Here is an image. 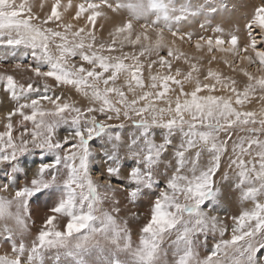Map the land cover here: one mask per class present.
<instances>
[{
	"label": "snow or ice",
	"instance_id": "obj_1",
	"mask_svg": "<svg viewBox=\"0 0 264 264\" xmlns=\"http://www.w3.org/2000/svg\"><path fill=\"white\" fill-rule=\"evenodd\" d=\"M39 8L0 0V47H22L13 66L31 73L22 81L0 71L14 102L0 130V192L15 187L11 198L0 195V219L15 222L3 225L0 239L11 254H0V264H46L53 250V264H168L169 250L172 264H264V107L245 110L254 98L264 102V3L244 25L243 45L217 27L218 35L196 34V56L177 42L192 44L194 34L182 26L215 13L211 4L54 0L49 11ZM70 8L83 26L64 18ZM105 9L130 14L109 33L110 43L95 32ZM125 45L139 52H124ZM214 51L231 54L224 63L232 75L210 66L219 63ZM240 74L242 90L234 78ZM73 91L87 103L73 99ZM27 157L40 158L34 171ZM230 171L252 206L221 218L212 214L221 210L216 177L228 180ZM119 193L133 205L147 199V213L125 208L122 217ZM40 196L54 204L25 243L29 201ZM130 219L141 222L135 245ZM199 247L207 249L203 258Z\"/></svg>",
	"mask_w": 264,
	"mask_h": 264
},
{
	"label": "rangeland",
	"instance_id": "obj_2",
	"mask_svg": "<svg viewBox=\"0 0 264 264\" xmlns=\"http://www.w3.org/2000/svg\"><path fill=\"white\" fill-rule=\"evenodd\" d=\"M64 0H61V2H63ZM182 0H180L181 3ZM198 4H203L205 6L211 4L214 5L216 7V12L215 13H210L208 15H201L196 17L195 19H193L192 21L190 20L187 24L188 25H183L184 28H186L187 31L192 32L194 34L193 37V42L192 44H183L180 45L179 41L177 42V45L181 47V50L184 52H187L189 54V56H196V55H200L201 53H198L197 50L194 48V41L196 38V34H200V35H218L219 33L215 32V29L217 27H220L223 29V36L224 38L227 40L230 38L231 34H236L239 37V43L241 45H243V43L246 41L247 39V30L245 29L244 25L246 24L248 18L254 13V10L257 6H259L261 3H264V0H197ZM259 1V2H258ZM17 2H19V0H17ZM30 4L33 5V10L39 12L40 8L37 5L38 3H41V0H29ZM51 2L53 3L54 0ZM80 2H84V0H76V3H80ZM95 2H99V0H95ZM183 2V1H182ZM44 11H49L48 8V4H44ZM61 11H63L61 9ZM105 11L107 12V14H113V15H117V24L118 26L126 21L127 19L130 18V14L128 13V11L126 10H121L119 13H113L111 11H108L105 9ZM222 13V15L224 17H221L219 15V13ZM67 15H66V14ZM64 13V18L68 19V20H72L73 16H74V11H70L68 10L67 12ZM71 15V16H70ZM228 17V18H227ZM119 20V21H118ZM73 23H79L80 26L84 25V18L82 17L80 19V21H75L72 20ZM138 23H143V21H139L136 22L134 21V25L138 24ZM205 25V28H201V25ZM182 26V27H183ZM108 31H113V30H108ZM103 32L101 31L96 23V35L98 37L99 40H102L106 43H110L112 37L109 36L110 32ZM106 35V36H103ZM166 36H168V38L170 37V34L166 32ZM227 46V45H226ZM118 47V45H117ZM124 52H139V47L137 46L136 48H133L132 46L129 45H125L123 48ZM24 49L21 47L19 49H14V48H8V47H0V58L3 57H7L8 58V62L5 63L2 59L0 60V65H2V68H14V63L15 61L12 59L13 55L19 57L23 54ZM114 54H119V53H114ZM161 54H164V51L161 52ZM205 56V60L202 62L205 65H207V57H208V53L206 54V52L202 53ZM225 53H221L218 51H214L212 53V55H215L218 58L219 63L217 62H212V64L210 65L212 66H216V64L218 65L219 69L221 71H224L225 74H229L232 75V73L229 71L228 66L224 63V60L227 59L229 61L232 60V56L231 54H225ZM225 56V57H224ZM11 57V58H10ZM223 57V59H221ZM155 56L150 57L149 59H154ZM141 60H145V57H141ZM28 60H25V63H28ZM174 63H182V62H174ZM224 68L221 69V68ZM258 66H249V71H251L253 74L259 75L261 73H257L256 68ZM145 68H147V64L145 61ZM0 71H5L3 69H0ZM8 74H12L14 76H16L17 79L20 80H26L28 76L31 75V73L25 69H23L22 73H18L16 71H11V72H7ZM21 74V75H19ZM145 75H147V70H145ZM234 78L237 80L238 82V87L241 88L242 90V86L243 83L246 82V77H244L242 74L240 75H236L234 76ZM52 82L51 79H49L48 82ZM51 84V83H50ZM77 102L81 103V104H85L84 102H80V100ZM14 106V102L11 101L9 94H7L4 90H3V86L0 85V112L2 110L5 109H11ZM261 107H264V102H259L258 101V97L254 98L252 103L247 105V108L245 110H259ZM0 130L3 129V124L2 121H0ZM60 134L63 135V129L60 130ZM122 139L124 141H127L129 138L127 136H123L122 135ZM158 142H159V138ZM93 147H98V145H93ZM170 159V157L168 158ZM39 161L40 158L39 157H27V166L31 165L34 161ZM39 162H37L36 164H38ZM36 165H34L33 167H30V169H32L33 171L35 170ZM163 168V164L161 165V169ZM32 173V172H31ZM28 173L27 178H25L23 175L22 178L21 176L19 177V180L17 181L21 186H23L24 184H26L28 181L31 180L32 178V174ZM94 176L97 180H102V177L100 175L99 172H95ZM21 178V179H20ZM217 179V183L220 187V204H221V210L214 212L212 214L214 215H218L221 218H227L230 217L232 215H237L239 214V212L244 209V208H249L252 206V202L251 201H244L241 199V190L236 186L237 184V178L231 173V171L229 172V178L228 180H221L220 178V174L217 175L216 177ZM25 182H22V181ZM5 180L3 178L2 175H0V183H4ZM15 193V187L10 185L9 189L7 192H0V195H5L9 198H11L12 195H14ZM118 200L121 201V208H122V212H121V216L124 217L126 216V213L124 211L125 208L127 209H132L133 211H142L147 213V209L149 207L148 201L147 199H145L144 203H138L136 205L130 204L128 203V201L125 199V196L123 193H119L117 194L116 197ZM54 199L52 197L49 196H40L39 198L33 197L30 199L29 201V205H28V211L30 213V219H28V226H29V232L25 235V243H30V241L32 239L35 238V236L37 235L38 229L41 227V225L44 222V219L50 214V209L54 204ZM228 209L227 212H225L223 209ZM12 211H15V207H13ZM227 223H231L230 219L226 220ZM7 223L10 227H15V222L11 219L9 220H4V219H0V237H3L4 233L2 231L3 225ZM61 226L63 225L64 221L61 220ZM141 227V222H137V221H132L131 219L129 220V228L131 229V233H132V240L134 245L136 243L139 242V236H140V232L139 229ZM225 239L229 238V234H226ZM202 239V237H201ZM216 239L219 240L220 237L217 234L216 235ZM213 243V240L211 239V234L209 236V244ZM163 247L167 250L168 249V242L165 241V244L163 245ZM199 254L201 256V258H203L204 256L207 255V249H205L204 247H199L198 248ZM9 253L11 254V245L7 242H5L4 240L0 239V254L3 253ZM53 256H54V250L50 251L49 253H47L46 256V264H53ZM174 257L172 255V252L169 250L168 251V256H167V261L168 264H172Z\"/></svg>",
	"mask_w": 264,
	"mask_h": 264
},
{
	"label": "bare ground",
	"instance_id": "obj_3",
	"mask_svg": "<svg viewBox=\"0 0 264 264\" xmlns=\"http://www.w3.org/2000/svg\"><path fill=\"white\" fill-rule=\"evenodd\" d=\"M53 1V0H52ZM183 1V0H182ZM181 1V2H182ZM191 2L193 3V4H198V1L197 0H191ZM259 2V1H258ZM41 3H43V4H48V8H49V10H50V5L52 4V2H51V0H41ZM62 3V5L63 4H66L67 3V0H64L63 2H61ZM177 3H180V0H177ZM73 4L74 5H76V4H78V3H76V0H73ZM38 6L40 5L39 3L37 4ZM63 10V9H62ZM68 10H70L71 12L72 11H74L75 12V9L74 8H70V9H68ZM66 14V13H65ZM67 15V14H66ZM219 15L221 16V17H224L223 15H222V13L220 12L219 13ZM71 16V15H70ZM117 15L115 16V15H113L112 13L110 14H107L106 15V17H98L97 18V21H96V23H97V26H98V28L101 30V31H103V32H107L108 30H114V28L115 27H117L118 26V22H117ZM198 18H200V17H198ZM228 18V17H227ZM195 19V18H194ZM191 21L193 20V19H190ZM189 20V21H190ZM119 21V20H118ZM188 21V22H189ZM186 25H188V24H186ZM184 27V26H183ZM108 32H111V31H108ZM103 36V35H102ZM104 36H106V35H104ZM103 36V37H104ZM204 52H206V54H207V51H206V48L204 49V50H202V53H204ZM226 54V53H225ZM224 54V55H225ZM225 57V56H224ZM11 58V57H10ZM217 58H219V57H217ZM223 58V57H222ZM1 60V59H0ZM214 69H219V67H218V65L216 64V66H212ZM0 69H3V70H5V71H7V72H11V71H16V72H18V73H22V71H23V68L22 69H16L15 67L14 68H2V65H0ZM221 69H223L224 70V68L222 67ZM222 72H224V71H222ZM19 75H21V74H19ZM49 83H53V81L51 82H49ZM70 95L72 96V98L73 99H75V100H77L78 99V101L80 100V102H84L85 104L87 103V100H86V98H84V97H82V96H80V95H78V94H76L74 91L72 92V93H70ZM10 109H5V110H2L1 112H0V121H2V124H3V127H4V122H5V118H6V113L9 111ZM0 124H1V122H0ZM1 130H3V129H1ZM37 162H39V161H34L31 165H28L27 167L30 169V167H33L34 165H37L36 163ZM32 170V169H31ZM33 171V170H32ZM32 171H29V174L32 172ZM32 174V173H31ZM21 178H22V176H21ZM20 178V179H21ZM22 182H25L24 180L22 181Z\"/></svg>",
	"mask_w": 264,
	"mask_h": 264
}]
</instances>
